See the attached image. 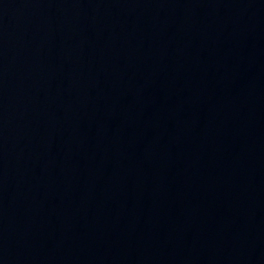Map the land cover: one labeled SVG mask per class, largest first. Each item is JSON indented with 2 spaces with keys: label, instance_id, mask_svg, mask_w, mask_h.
<instances>
[{
  "label": "water",
  "instance_id": "obj_1",
  "mask_svg": "<svg viewBox=\"0 0 264 264\" xmlns=\"http://www.w3.org/2000/svg\"><path fill=\"white\" fill-rule=\"evenodd\" d=\"M0 264H264V0H0Z\"/></svg>",
  "mask_w": 264,
  "mask_h": 264
}]
</instances>
